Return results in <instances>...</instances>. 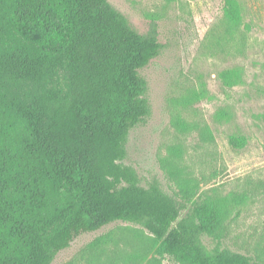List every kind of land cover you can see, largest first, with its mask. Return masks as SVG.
<instances>
[{
    "label": "trees",
    "instance_id": "16d2710c",
    "mask_svg": "<svg viewBox=\"0 0 264 264\" xmlns=\"http://www.w3.org/2000/svg\"><path fill=\"white\" fill-rule=\"evenodd\" d=\"M222 11L241 23L237 0ZM161 46L107 0H0V264H50L78 234L118 221L180 264H264L202 241L223 231L237 196L180 202L123 161L150 110L138 70Z\"/></svg>",
    "mask_w": 264,
    "mask_h": 264
},
{
    "label": "rangeland",
    "instance_id": "374dc122",
    "mask_svg": "<svg viewBox=\"0 0 264 264\" xmlns=\"http://www.w3.org/2000/svg\"><path fill=\"white\" fill-rule=\"evenodd\" d=\"M107 1L139 33L154 28L162 45L138 70L150 110L128 133L124 163L180 202L237 196L223 231L202 241L263 256L264 0H237V25L223 16V0ZM231 134L245 145L231 147ZM96 238L102 243L89 248ZM50 264L180 263L145 229L118 221L78 234Z\"/></svg>",
    "mask_w": 264,
    "mask_h": 264
}]
</instances>
